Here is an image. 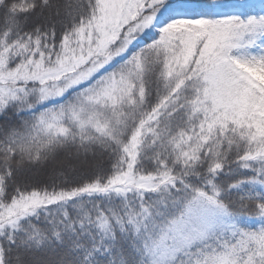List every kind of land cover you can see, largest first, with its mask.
<instances>
[{"label": "snow or ice", "instance_id": "snow-or-ice-1", "mask_svg": "<svg viewBox=\"0 0 264 264\" xmlns=\"http://www.w3.org/2000/svg\"><path fill=\"white\" fill-rule=\"evenodd\" d=\"M0 264H264V0H0Z\"/></svg>", "mask_w": 264, "mask_h": 264}, {"label": "trees", "instance_id": "trees-1", "mask_svg": "<svg viewBox=\"0 0 264 264\" xmlns=\"http://www.w3.org/2000/svg\"><path fill=\"white\" fill-rule=\"evenodd\" d=\"M89 174L87 169H78L76 171H68L66 173L67 179L73 182H78ZM31 179L33 183H48L51 181V169H44L36 171L32 174ZM59 177H56L57 183H59Z\"/></svg>", "mask_w": 264, "mask_h": 264}]
</instances>
